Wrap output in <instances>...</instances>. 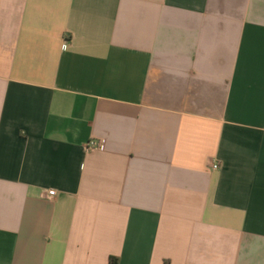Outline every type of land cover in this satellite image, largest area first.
<instances>
[{
    "label": "crops",
    "instance_id": "0c3cea01",
    "mask_svg": "<svg viewBox=\"0 0 264 264\" xmlns=\"http://www.w3.org/2000/svg\"><path fill=\"white\" fill-rule=\"evenodd\" d=\"M111 257L264 264V0H0V264Z\"/></svg>",
    "mask_w": 264,
    "mask_h": 264
},
{
    "label": "built area",
    "instance_id": "2783aa9c",
    "mask_svg": "<svg viewBox=\"0 0 264 264\" xmlns=\"http://www.w3.org/2000/svg\"><path fill=\"white\" fill-rule=\"evenodd\" d=\"M86 148L88 150H93V151H102L104 149V141L101 140V139H92L86 144ZM213 167L215 169H218L219 168V164L215 163L213 165ZM49 195L50 196H55L56 195V191H50Z\"/></svg>",
    "mask_w": 264,
    "mask_h": 264
},
{
    "label": "trees",
    "instance_id": "16d2710c",
    "mask_svg": "<svg viewBox=\"0 0 264 264\" xmlns=\"http://www.w3.org/2000/svg\"><path fill=\"white\" fill-rule=\"evenodd\" d=\"M109 264H119V259L116 257H111L109 260Z\"/></svg>",
    "mask_w": 264,
    "mask_h": 264
}]
</instances>
